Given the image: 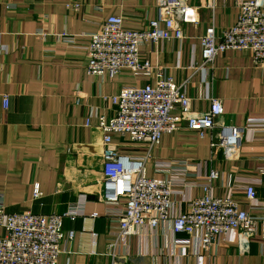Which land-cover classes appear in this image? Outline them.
<instances>
[{"label":"crops","instance_id":"crops-1","mask_svg":"<svg viewBox=\"0 0 264 264\" xmlns=\"http://www.w3.org/2000/svg\"><path fill=\"white\" fill-rule=\"evenodd\" d=\"M185 1L195 18L184 25L185 38L140 48L152 65L149 74L124 70L93 76L86 70L90 35L110 16H121L127 28H145L158 16L157 0H0V205L10 213L77 211L74 219L64 218V231L74 230L75 236L62 244L57 264H111L108 244L126 199L114 205L102 200L103 131L95 113L113 116L112 95L162 77L184 84L194 115L205 113L218 98L222 123H251L252 130L234 159L214 148L210 136L186 128L164 134L147 163V176L171 178L175 208L186 211L217 170L212 195L232 197L247 211L260 213L250 205L246 188L252 185L258 201L264 200V70L250 50H228L212 68L202 67L206 28L214 23L220 33L235 25L239 8L235 0H215L211 6L209 0ZM114 142L124 154L146 153L128 137L115 135ZM36 185L42 191L38 198ZM119 264H264V240L231 231L205 250L199 237L174 233L172 223L164 222L130 235Z\"/></svg>","mask_w":264,"mask_h":264},{"label":"built area","instance_id":"built-area-1","mask_svg":"<svg viewBox=\"0 0 264 264\" xmlns=\"http://www.w3.org/2000/svg\"><path fill=\"white\" fill-rule=\"evenodd\" d=\"M209 1L211 6L215 0ZM235 1L239 8L236 24L218 33L213 23L202 35V67L212 68L216 57L228 50H250L255 65L264 70V0ZM157 13V18L143 29L125 27L121 16H110L103 21L99 30L90 35L87 73L104 76L129 70L149 74L152 65L142 58L141 46L171 39L181 41L185 38L184 25L195 22L194 9L185 0H157ZM63 39L75 41L73 37ZM110 100L113 116L95 113L103 131L102 200L105 205H114L126 199L119 226L112 232L113 238L108 244L111 264L120 263L130 235L139 228L155 229L164 222L172 223L174 233L199 237L205 250L215 246L222 234L231 231H240L246 238L259 235L264 240V200L258 201L252 185L247 186L246 197L250 205L259 207V214L247 211L232 197L212 195V183L219 177L217 170L210 172L205 193L192 199L186 211H177L173 180L146 174L147 163L164 134L183 128L196 131L203 138L210 136L214 148L222 149L227 159H234L241 153L246 131L252 130L251 123L249 127L222 123L223 103L214 97L205 113L194 115L193 98L186 93L184 84L171 76L159 78L154 84L124 87ZM3 102L7 108L8 95H4ZM115 135L143 145L146 153L140 157L122 153L114 142ZM262 140L264 144V137ZM41 195L36 185L34 196ZM76 214L74 210L49 215L31 211L10 213L1 204L0 264H57L62 244L75 236L74 230L64 231V218L74 219Z\"/></svg>","mask_w":264,"mask_h":264}]
</instances>
